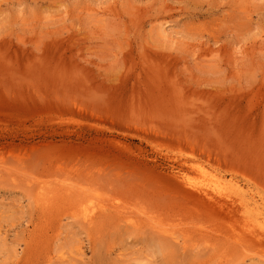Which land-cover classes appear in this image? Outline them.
<instances>
[{
    "label": "rangeland",
    "instance_id": "obj_1",
    "mask_svg": "<svg viewBox=\"0 0 264 264\" xmlns=\"http://www.w3.org/2000/svg\"><path fill=\"white\" fill-rule=\"evenodd\" d=\"M0 264H264V0H0Z\"/></svg>",
    "mask_w": 264,
    "mask_h": 264
},
{
    "label": "bare ground",
    "instance_id": "obj_2",
    "mask_svg": "<svg viewBox=\"0 0 264 264\" xmlns=\"http://www.w3.org/2000/svg\"><path fill=\"white\" fill-rule=\"evenodd\" d=\"M91 214H92L91 211H86L85 216H86V217H87V216H88V217H91Z\"/></svg>",
    "mask_w": 264,
    "mask_h": 264
}]
</instances>
